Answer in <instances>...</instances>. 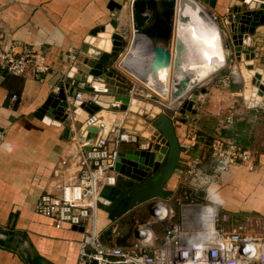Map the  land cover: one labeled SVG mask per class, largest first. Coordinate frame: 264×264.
Wrapping results in <instances>:
<instances>
[{"label":"crops","instance_id":"0c3cea01","mask_svg":"<svg viewBox=\"0 0 264 264\" xmlns=\"http://www.w3.org/2000/svg\"><path fill=\"white\" fill-rule=\"evenodd\" d=\"M130 1L0 0V32L5 40H19L34 51H42L47 60L53 62L54 69L39 76L0 73V264H28L27 259L32 264L75 263L77 230L66 224L55 228L49 218L34 212L38 196L44 190L51 189V172L57 161L67 155L66 116L56 123L53 119L59 120L60 117H51L50 122H46L45 114L39 117L35 112L51 88L64 84L62 67L69 49L77 54L76 68L84 69L82 62L89 57L79 52V46L89 30L115 18L117 32L120 33L119 28H124L129 34H121L131 39ZM255 1V6L264 4V0ZM238 5V0H214L213 7L202 4L204 11L216 23L223 42L227 43L224 47L226 58L227 54H233V50L228 43L229 33L225 25L236 19L237 14L232 12V8ZM248 44L253 48L254 56L250 58V52L243 53L249 57L240 61L239 70L246 62L252 63V70H264V25L254 29ZM122 49L119 46L106 57L108 66L113 62L110 57L116 51L118 55ZM232 60L234 64L239 63L234 58ZM175 70L172 68L171 75ZM213 76L215 78L210 80L211 85L220 74L214 73ZM235 85L230 83L225 90L207 86L206 93L194 105V114L186 116L183 122H173L180 149L188 147L183 142L188 132L198 136L196 143L186 148L188 155L180 154L179 169L192 155L205 156L207 142L217 134L250 149L255 158L253 171L239 165L231 166L220 174L216 182L200 190L199 195L218 211L230 216L260 219V233L264 236V108L253 106V100L245 98L244 93L237 96L239 93ZM75 90L82 91L81 85ZM7 92L11 93V97L7 106H3ZM178 96L173 95L169 103L173 104L174 97L179 99ZM159 97L161 104L167 101L164 95ZM229 114L233 116V121L225 125V117ZM133 120L137 125L136 130L146 139L148 124L137 115L133 116ZM127 147L130 146L123 144L120 151ZM205 164L208 167L207 158ZM176 177L177 173H173L164 189H174ZM146 207L145 202L129 209L116 205L104 206L100 224L114 217L120 218L130 211H138L139 215L145 212V220ZM130 239L131 231L123 243Z\"/></svg>","mask_w":264,"mask_h":264},{"label":"built area","instance_id":"2783aa9c","mask_svg":"<svg viewBox=\"0 0 264 264\" xmlns=\"http://www.w3.org/2000/svg\"><path fill=\"white\" fill-rule=\"evenodd\" d=\"M77 62V54L69 49L62 79L74 70ZM52 70L53 62L42 51H34L19 40H5L0 32V73L39 76ZM133 80L137 83L127 80L125 96L148 100L159 105L170 118L177 116V105L161 104L157 94ZM68 85H73V81ZM212 85L226 89L230 81L227 75H220ZM66 101L67 155L57 161L51 172V189L38 196L34 212L49 218L55 228L63 224L82 228L77 230L74 264H264L260 219L230 216L199 195L200 190L216 182L231 166L253 171L255 158L250 149L220 134L211 137L205 156L192 155L185 160L168 195L145 202L146 219H135L131 239L120 244L118 218L108 219L102 225L98 222V211L103 212L99 193L104 185L115 183L118 173L113 167L121 146L128 144L146 150L150 142L136 130L134 113L128 109L100 107L77 121L73 105L88 101L99 105L97 95L74 90ZM232 121L229 114L224 124ZM197 137L188 132L183 137L186 148L195 144ZM186 148L180 149V154L188 155Z\"/></svg>","mask_w":264,"mask_h":264},{"label":"water","instance_id":"95a60500","mask_svg":"<svg viewBox=\"0 0 264 264\" xmlns=\"http://www.w3.org/2000/svg\"><path fill=\"white\" fill-rule=\"evenodd\" d=\"M238 1L240 5L232 8V12L237 14L236 19L228 21L225 25L229 33L228 43L233 50V56L227 54L231 66L223 67L217 74L227 75L230 83L243 84L246 88L260 85L264 92V70H258V74L245 78L238 68L243 58L247 60L249 56L250 58L254 56L253 48L248 44L249 36L254 33L256 27L264 25V4L255 6V0ZM185 2L191 7L199 5L202 8V4L214 6V0H185ZM175 8L176 0L130 1L128 15L131 39L137 37L145 41L148 70L168 64L174 69L179 66L184 44L179 38H173ZM116 27L117 20L111 18L89 30L88 36L79 46V52L89 57L82 62L84 69L75 66L65 78L64 84L51 88L35 114L39 117L45 114L49 118L63 116L67 105L66 98L81 85L82 91L97 95L99 105L89 101L74 104L72 111L75 120L81 121L87 113L97 111L100 107L119 111L128 109L144 119L148 124L146 139L150 142L149 148L142 150L130 146L119 151L113 167L118 173L115 183L112 186L104 185L98 197L103 207L116 205L129 209L153 197H164L169 194V190L164 189V185L173 173L180 172L181 162L180 147L173 122H183L186 116L194 114V105L206 93V87L191 88L176 104L177 116L173 118L162 112L157 105L129 99L125 96L128 88L125 77L121 74L117 75L112 67L107 65L106 57L123 44L124 35L121 33L129 34L124 28H119L120 33H118ZM131 39L130 43L133 41ZM224 46L226 48L227 43H224ZM248 52H250L249 56L243 55ZM232 57L239 63L233 64ZM243 67L252 70V63L246 62ZM72 81L73 85H68ZM10 97L11 93L7 92L3 106H7ZM247 97L245 95V98ZM133 102L138 106L137 111L130 106ZM252 105L264 108V93L259 100H253ZM72 228L82 230L81 227ZM27 263L32 264L30 259H27Z\"/></svg>","mask_w":264,"mask_h":264},{"label":"bare ground","instance_id":"6f19581e","mask_svg":"<svg viewBox=\"0 0 264 264\" xmlns=\"http://www.w3.org/2000/svg\"><path fill=\"white\" fill-rule=\"evenodd\" d=\"M173 21V38H179L184 44L179 66L173 76L171 64L148 70L145 41L137 37L131 39L133 41L129 43L127 51L119 61V66L133 79L141 82L143 87L158 96L164 95L167 101L171 100L172 91L182 90L185 95L191 88L203 82L207 76L218 72L226 63L231 66L227 62L225 46L216 23L199 5L191 7L185 0H176ZM136 40L139 41L136 42ZM240 70L245 78L259 72L243 67ZM263 93L260 85L244 89V94L251 100H259ZM176 100L180 101L176 98L173 103ZM165 104L169 103L165 102ZM130 106L136 109L135 111L138 110L136 102ZM64 117L65 114L59 120L53 119V122L56 123ZM44 121L50 122V118L44 116ZM102 213L98 211L97 214L99 224L102 221Z\"/></svg>","mask_w":264,"mask_h":264},{"label":"rangeland","instance_id":"374dc122","mask_svg":"<svg viewBox=\"0 0 264 264\" xmlns=\"http://www.w3.org/2000/svg\"><path fill=\"white\" fill-rule=\"evenodd\" d=\"M203 11H204V9H203ZM126 18V17H125ZM174 22V21H173ZM172 27L174 28V26H173V24H172ZM123 44H122V47H123V49L119 52V54L118 55H116V53L118 52V51H116V53H115V55H113V57H110V58H113V62H111V66L110 67H112V69H113V71L117 74V75H119V74H121V75H123L124 77H125V79L126 80H130V81H132V82H135V83H137L136 81H134L133 80V78H131V76L127 73V72H125L120 66H119V61H120V59L123 57V55H124V53H125V51H126V49H127V46H128V43H129V40H130V36H123ZM139 40H136V42H138ZM234 64V63H233ZM236 64H238V63H236ZM175 69H177V68H175ZM222 69V68H221ZM220 69V70H221ZM220 70L218 71V72H220ZM217 71L215 72V74H217L218 73ZM214 73H212V74H210L209 76H207L206 78H205V80L203 81V82H201V83H199L198 85H196V86H194L192 89H195V88H197L198 86H203V87H209V86H213V85H211V79L212 78H215L214 76ZM218 75V74H217ZM213 76V77H212ZM209 82V83H208ZM139 84V83H138ZM236 85H237V87H236V89H237V93H239V95H237V96H242L243 95V91H244V89L246 88V87H244V85L243 84H238V83H235ZM235 85V86H236ZM214 87V89H218V90H223V89H221V88H218V87H215V86H213ZM207 89V88H206ZM225 90V89H224ZM189 92V91H188ZM187 92V93H188ZM184 92L182 91V90H174V93H173V91H172V93H171V100H172V96L174 95V96H176V95H179L178 97H179V99L181 100V98H183L185 95L183 94ZM204 95V94H203ZM175 99H176V97H174ZM238 99L240 98V97H237ZM162 100V99H161ZM240 100V99H239ZM141 103H149L150 104V102L148 101V100H139ZM163 101V100H162ZM170 101V100H169ZM169 101L167 102V103H169ZM165 102V101H164ZM170 102H172V101H170ZM179 101L178 100H176L173 104H171V103H169V104H171V105H169V104H167L168 106H170V107H172V106H174V105H176L177 103H178ZM253 102V101H252ZM152 105H155V104H153V103H151ZM154 110H156V108H154ZM133 115H136L135 113L133 114ZM138 116V115H137ZM140 117V116H139ZM141 118V117H140ZM143 121H144V119L143 118H141ZM145 213V212H144ZM144 213L141 215H139V213H138V211H130V212H128V213H126L125 215H123L122 217H120V218H118V223H119V232H120V235H121V238H126V236H127V234H129L128 232L129 231H132V228H133V225H134V222H135V219H138V218H141L142 220L144 219V217H145V215H144ZM143 216V217H142ZM106 236L104 235V238H105Z\"/></svg>","mask_w":264,"mask_h":264},{"label":"trees","instance_id":"16d2710c","mask_svg":"<svg viewBox=\"0 0 264 264\" xmlns=\"http://www.w3.org/2000/svg\"><path fill=\"white\" fill-rule=\"evenodd\" d=\"M128 233H130V231H129ZM127 237H129V234H127L126 238H127ZM124 239H125V238H124ZM124 239H123V238L118 239V240H117V243H120V244L123 243V242L125 241Z\"/></svg>","mask_w":264,"mask_h":264},{"label":"flooded vegetation","instance_id":"af4514ba","mask_svg":"<svg viewBox=\"0 0 264 264\" xmlns=\"http://www.w3.org/2000/svg\"><path fill=\"white\" fill-rule=\"evenodd\" d=\"M115 50V49H114ZM114 50L112 51V53L114 52ZM172 76H173V74H172Z\"/></svg>","mask_w":264,"mask_h":264}]
</instances>
